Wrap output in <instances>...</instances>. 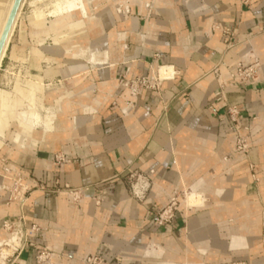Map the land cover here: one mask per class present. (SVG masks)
I'll return each mask as SVG.
<instances>
[{"label": "crops", "instance_id": "crops-1", "mask_svg": "<svg viewBox=\"0 0 264 264\" xmlns=\"http://www.w3.org/2000/svg\"><path fill=\"white\" fill-rule=\"evenodd\" d=\"M147 1L153 4L151 11L140 9L134 1L130 16L118 15L114 0L91 5L92 13L103 9L92 14L99 25L94 22L93 32L89 29L85 36L75 33L70 43L100 50L98 59L108 58L105 63L74 61L65 48L47 51L44 48L52 47L53 40L42 35L52 41L49 46L44 42V54L56 61L51 63L55 76L44 83L59 88L57 95L63 96L62 106L67 109L55 120L58 130L35 147L17 149L7 137H0L4 144L0 149V240L8 236L3 222L23 218L29 242L49 250L54 264H84L83 258L91 254L101 255L105 264L118 259L145 264L146 259L155 262L141 255L153 246L163 249L161 257L168 252L164 264L177 258L182 262L185 248L194 251L197 246L208 250L202 260L205 264H264L262 206L248 167L233 150L235 136L230 132L226 105L216 100L219 84L213 74L219 66L227 85V104L236 106L240 124L250 127V159L262 172L264 202V122H251L264 114V0H249L247 7L238 0H191L195 7H206L197 13L187 10L183 0ZM226 28L237 33V46L230 50L225 45ZM34 38V33H25L24 53L30 65ZM20 39L19 35L13 47L22 46ZM250 48L261 62L256 86L230 78ZM9 61L16 64L11 54ZM48 66L42 63L44 70ZM162 66L173 75L159 92L144 90L132 98L119 90L122 76H152ZM29 69L32 75L45 76ZM44 103L56 105L51 97ZM129 103L132 107L124 116L122 110ZM53 155L63 156L65 162H55ZM222 158L229 164H223ZM6 169H10L9 176L20 174L33 190L23 209L8 203L11 181L4 177ZM133 172L149 176L151 189L145 201L132 197L128 177ZM227 172H231L228 177ZM196 182L202 188L210 182L228 193L222 199L207 193L205 207L184 208L171 225L157 226L153 222L156 211L174 192ZM65 186L89 189L80 206H74L65 194L55 193ZM100 194L103 202L97 205L95 197ZM242 223L248 228L243 230ZM178 234L183 236L181 241H177ZM241 234L248 245L230 248L232 237ZM35 257L31 247L17 263L36 264Z\"/></svg>", "mask_w": 264, "mask_h": 264}, {"label": "bare ground", "instance_id": "bare-ground-1", "mask_svg": "<svg viewBox=\"0 0 264 264\" xmlns=\"http://www.w3.org/2000/svg\"><path fill=\"white\" fill-rule=\"evenodd\" d=\"M24 1L25 0H22L20 3V6L16 13V17L14 19V22L10 29L8 38L4 45L3 51L0 55V70L2 67V62L7 54V49L10 45L12 36L14 34L16 23L18 22V19H19L20 9ZM33 1L34 2L32 3V5L34 6L38 2L41 4L42 2H46L45 0H33ZM14 3H15V0H0V39L5 29V26L8 22V19L11 14ZM47 3L48 4L45 5V7L47 6L46 9L42 7L41 8L35 7L34 10L32 11V14L30 16L28 15V17H25V19L22 21V22H29V25H31L33 28H35L38 31L34 33L36 48L31 50V53H32L31 56L35 60L36 68L39 71H42L41 64L44 61L49 62L53 60L52 57H49L50 55L46 56L44 54V50L42 46L44 45V42L47 40L46 38H49V39L52 38L53 46L44 48V49H46L47 51H54V52L59 51L60 52L62 48H65V52H67L68 50H70L71 48L70 46L73 47V45L71 44L68 47L67 44L65 43L70 44V41L72 40V36L75 35V33L79 32L82 35V33H84V28L87 24H90V23L92 24L90 28L91 32H93V29H94L93 27L94 22H95V26L99 25V21H97L96 19H94V17H92L93 15L91 11V5L92 4L98 5L99 4L98 0H51V1L49 0V2ZM188 3L192 5L191 1H189ZM44 4H42L43 7H44ZM75 16H79L80 18L78 20H75ZM49 17H51V19L53 18V20L49 21L48 20ZM47 24H50V25L47 26ZM42 35H44L46 38H43ZM69 35L70 37H68ZM20 38H21L20 42L22 46L15 45L13 47L12 52L10 53L12 61L16 60L17 58L19 59L21 57L23 58L26 57L24 52H25V47L27 45V42L25 39V32L22 28H21ZM78 52H79V56L86 59L87 62L91 64L93 63V65L99 62L105 63L108 61V58L98 59V55L101 53L97 54L95 51L91 50L90 47L86 50L80 49ZM158 72L161 78H168L170 74L173 75L172 70L167 66L165 67L162 66V68H160V71ZM32 80L34 81H31V82L28 81L24 83L25 85L24 87H19V84L21 83L17 82L16 87L14 88V94H11L5 90H0V135L1 136L3 135L5 131L3 124L8 120L7 119L8 115L12 114L13 116V114L16 112V109H18L20 102L23 103L26 101L28 104L30 112H23L20 114V117L26 118L25 124L22 126L23 133L28 132L30 133V136L32 137L31 139L32 141H30V144H27L26 148L35 147L37 143L41 142L42 140H45V138L47 137L52 136L58 130L57 126L54 125V122L58 116V113L56 112L57 116H56V113L55 114L52 113V115L47 114L44 120H42L41 122L42 128H41V131L39 130L40 131L39 133H41V137L37 138V135L39 133H38V130H36L35 126L39 124L38 121L40 120V114L35 110V105L37 102H40V106H43L42 105L43 101L45 102L46 99L53 97V98L58 99L59 110L57 111H59V114H63L64 111L67 109V107L66 109H64L62 106L63 104L61 103L63 102L62 95L52 96L50 93L45 92L42 77L39 76ZM60 100L62 101L60 102ZM261 120H264V114L261 115ZM23 133L19 132L16 136H14L15 139L13 141V145H16L20 141L21 135ZM19 144H20V148L25 147L23 146L21 142ZM207 193H210L216 198H219V197L225 198L228 192L222 189L212 190V188L208 190L201 189L200 191H194L193 193L187 195V200H186L187 205L190 207L196 208V209H201L205 207L207 205V200L209 199L207 198V195H205ZM214 193H216L217 195H214ZM240 227L243 230H245L248 228V225L247 223H242ZM200 239H198L199 242H200ZM2 242L3 241L0 240V244ZM247 245H248V241H247L246 236L241 234V235H236L232 237L230 248L232 249L243 248V247H246ZM198 247L201 250V252H204L206 250L205 247H201V246H198ZM186 249L188 250V248ZM188 252L190 251L188 250ZM9 253L10 251L8 249H4V248L0 249V258L5 257V255H8ZM162 253H163V249L161 247L153 246L152 248L148 250L147 255L161 257ZM186 264H205V263L203 262L193 263L190 261V262H187Z\"/></svg>", "mask_w": 264, "mask_h": 264}, {"label": "rangeland", "instance_id": "rangeland-1", "mask_svg": "<svg viewBox=\"0 0 264 264\" xmlns=\"http://www.w3.org/2000/svg\"><path fill=\"white\" fill-rule=\"evenodd\" d=\"M45 1L46 2H42V4L45 3L44 4V7L39 2L36 3L35 6L32 5V3L34 2L33 0H25L22 3V7H21L20 13H19V19H18V22L16 23L15 31H14V34L12 36L10 45H9V47L7 49V54L5 56L3 66H2V69L0 71V90H5V91H7V92H9L11 94H14V88L16 87V83L17 82H20L21 83V84H19V87H24L25 86L24 83H26L28 81L29 82L34 81L32 79L40 76L43 79V86H44L45 92L46 93H50L52 96H54V95L56 96L57 95V92L59 91V88L58 87H52V88L50 86L47 87L45 85V83H44V80L46 78L54 77L55 74H56V72L54 70V67L51 65L52 62H56L53 58H52L53 60H51L49 62L44 61L49 66L47 67L46 70H44L43 67H42V71H39L36 68L35 60L32 58V56H30V58L32 60L31 59L29 60L31 62V65L29 64V62L26 63L27 57H25V58L21 57L19 59L17 58L16 60L12 61V62H16V64H12L9 61L10 51H11L13 45L16 44V42L18 41L19 35H21V28L24 30V32L26 34H31V33L38 32L35 28H33L31 25H29V22H22V21L25 19V17H28V15L30 16L32 14V11L34 10L35 7H38V8H41L42 7L44 9H46L47 6L45 7V5L48 4L47 2H49V0H45ZM98 3H99V0H98ZM115 6H116V0H115ZM93 9L96 10L94 7H93ZM100 10H103V9L100 8L96 12L94 11V13H92V14L93 15L94 14H99ZM115 12H116V9H115ZM92 17H94V16H92ZM90 24H87L85 26L84 33L81 32L82 35L85 36V35H87L89 33ZM45 43H46L45 46H49V45L52 44V41L51 40H48ZM71 44L72 43H70L69 45H71ZM72 45H73V47L70 46L71 47L70 50H68L66 53H70L71 54V57L74 58V61H76L77 59H79L81 61H87L86 59H84L81 56H79V52L78 51L80 49L86 50L89 47H81L80 45H78L76 43H74ZM34 48H36V45L33 46L32 50ZM96 51L98 52L100 50H96ZM31 55H32V53H31ZM240 59H239V61H240ZM259 62H260V59H259ZM92 65H93V63H92ZM260 65H261V62H260ZM29 67L38 70L40 73H44L45 76L44 75L42 76L41 74L35 75L36 74L35 72H33V75L30 74ZM260 70H261V67L259 68V74H258V80H257V82L254 85H251V86H256V85L259 84V82L261 80V78H260L261 77L260 76ZM226 89H227V85L225 84V102H223V103L226 105L225 106L226 107V116L229 118L230 123H231L230 132L233 133L234 136H235L233 150H234V152L236 154H238L240 156L239 157L240 163H242L243 165H245V166L248 167L249 176L252 178L253 184L255 186V190H256V192L258 194V199H259L260 205L262 206V213H261L262 214V231H261L262 238H261V245H262V249L264 251V202L262 201V197H261V194H260V185H261L260 173H262V172H259L258 169L255 168V166L251 163L250 152H251V149H252L253 141L250 138V127L242 126L240 124V110L236 106H230V105L227 104V101H226ZM52 99L56 103L55 107H46L44 101L42 103L43 106H40V102H37L36 103L35 110L40 114V120L38 121L39 124H37L35 126L36 130H38V128H42L41 127V122H42V120H44V118H45V116L47 114L52 115V113L55 114L56 111L59 110V107H58V99L57 98H53V97H52ZM62 99H63V96H62ZM61 101L62 100H60V102ZM61 103H63V102H61ZM231 108H236L237 111L239 112L238 120H237L236 123L232 121L231 114L229 113V109H231ZM23 112H30L29 111L28 104H27L26 101L23 102V103L20 102V105H19L18 109H16V112L13 114V116H12V114L8 115V117H7L8 120L3 124V126L5 128V131H4V133H3L2 136L0 135V137H7L11 141L12 145H13V141L15 139L14 136H16L19 132L20 133H23L22 126L25 124V121H26L25 120L26 118L20 117V114L23 113ZM57 113L59 114V111ZM57 113H56V116H57ZM261 115L262 114H259L257 117L254 116L253 118H251V122H254V125H258V124L261 125L264 122V120H261ZM54 125H55V122H54ZM12 127L15 128V130L12 131ZM237 128H238V130H237ZM238 134L241 135L242 141H244V143L249 146L248 147L249 148L248 149V153L247 154H244L245 157L243 156V154H239L238 152L235 151V149L237 148L236 147V144L238 142V138L236 136ZM31 139H32V137L30 136V133H28V132L25 133L24 132L21 135L20 141L16 145H13V146L16 147L17 149H21L22 147L20 148V144H19L21 142L23 144V146H25V147L22 148V149H24V148H26L27 144H30V141H32ZM0 142L2 143V145L0 147V149H1L4 144H3V142L1 140H0ZM37 145H38V143H37ZM221 162L223 164H227V163L229 164V161H227L224 158L221 159ZM250 165H252V167ZM228 171H231V168H229ZM230 174H231V172H227L226 173V177L230 176ZM128 183H129V186H130V190H131V193H132V197L135 198L136 200H138V199L134 196V194H135V188L138 190V188H140V186H144V185L146 186L145 187L146 188L145 199L144 200H139L140 202L145 201L146 198H147V195H148V193H149V191L151 189V181L149 179V176L147 174H142L140 172H133L128 177ZM196 184H197V182L194 183V184H192L190 186V188H184L181 191L174 192L170 196V198L168 199L167 204L164 205L163 207H161L159 210L156 211V213L154 214V217H153V222L157 226H160V227H165V226L171 225L174 222V220H175V218L177 216V213L179 211H181L182 209H184V208L185 209L186 208L187 209H189V208L196 209V208H193V207H190V206L187 205V203H186L187 195L193 193L194 191H200L201 189H205V190H208V189H211V188H212V190L213 189H218V190L220 189L217 186L213 187L212 183H210V182H208L207 184H204L203 188L201 186H196ZM208 192H210V191H208ZM205 195H207V194H205ZM214 195H217V194L214 193ZM98 196H102V195L100 194ZM173 197H175V199H177V203H178L177 204V210L175 212V218L170 223H165L163 225H159L155 221V215L157 213L161 212L168 205L170 199L173 198ZM220 199H222V198H220ZM217 204H219V203H217ZM74 206H80V205H74ZM182 238H183V236H181V234H178L177 235V241H181ZM4 240L5 239H3L1 241H4ZM205 249H206V247H205ZM189 251L190 252H188V250L185 248L184 255L186 256V258L183 259L182 262H181V259L180 258H177L176 259L177 262H172V263H169V264H186L187 262H190V261L193 262V263L194 262H202L203 257L206 256V254L208 253V250L207 249L204 252H201V250L199 249L198 246L195 247V250L194 251L189 248ZM165 254H168V252L165 251V253L163 254V256L161 258H155L153 256L146 255L145 250L142 251V253H141V255L143 257H146V258H154L155 259V262L153 261V259H146L145 260V264H161V263L164 264L163 262L167 260V257L165 256ZM188 256H191V258L189 259ZM115 264H125V261L123 259H118L115 262ZM129 264H143V263H142V261L141 262L140 261L138 262L137 260H131V261H129Z\"/></svg>", "mask_w": 264, "mask_h": 264}, {"label": "built area", "instance_id": "built-area-1", "mask_svg": "<svg viewBox=\"0 0 264 264\" xmlns=\"http://www.w3.org/2000/svg\"><path fill=\"white\" fill-rule=\"evenodd\" d=\"M134 1L139 3V8L142 10L151 11L153 9V4L147 0H116V12L121 16H129L132 14V4ZM185 2L187 10L193 13L206 11L205 6L195 7L190 5L188 2L191 0H183ZM242 7H247L249 5V0H238ZM225 36L226 49L230 50L237 45L236 36L237 33L231 28H226L223 30ZM261 67L259 62V57L256 55L255 50L250 48L244 56L238 62L235 70L230 74V78L234 80H239L242 83L248 85H254L258 80L259 68ZM159 72H153L152 76H140L134 79H128L127 76H122L119 78V90L121 92H128L132 98L140 95L144 90H150L154 92H159L161 86L166 78H161ZM213 74L219 84V91L216 94V100L218 102H225V84L222 81V75L219 70V66L213 69ZM128 108L122 110V114L127 116V111L132 107V103L128 104ZM232 121L237 122L239 112L236 108L229 109ZM238 130V128H237ZM238 142L236 144L235 151L239 154L248 153V145L242 141L240 134L236 136ZM245 157V156H244ZM52 160L55 162H65L63 156L53 155ZM252 167V165H250ZM10 169L5 170V176L11 181V185L8 188L9 198L8 203H17L21 209L24 208L28 198L31 196L32 188L28 187L24 183V179L20 174L12 175ZM146 186H140L138 190L135 188L134 196L138 200L145 199ZM41 190L47 191L45 187H40ZM88 188H72L65 186L63 190H56L55 193L65 194L71 201L73 205H80L85 198V193ZM95 202L100 205L103 202L102 196L95 197ZM177 199L175 197L171 198L168 205L159 213L155 215V221L159 225L165 223H170L175 218V212L177 210ZM2 229L8 234L7 238L0 244V249H8L10 253L5 255V257L0 258V264H18L17 259L29 248H34L36 250V264H54L52 259V253L49 250L37 248L32 243L29 242L27 231L25 229V220L21 218L18 222L5 221L2 223ZM84 264H105L104 258L99 254L87 255L83 258Z\"/></svg>", "mask_w": 264, "mask_h": 264}, {"label": "water", "instance_id": "water-1", "mask_svg": "<svg viewBox=\"0 0 264 264\" xmlns=\"http://www.w3.org/2000/svg\"><path fill=\"white\" fill-rule=\"evenodd\" d=\"M21 1L22 0H15V3H14V6L12 8L11 14L9 16L8 22H7L6 26H5V29H4L3 34L1 36V39H0V55H1L2 51H3L4 45H5L6 40L8 38L10 29H11L12 24L14 22V19L16 17V13L18 11V8L20 6Z\"/></svg>", "mask_w": 264, "mask_h": 264}]
</instances>
